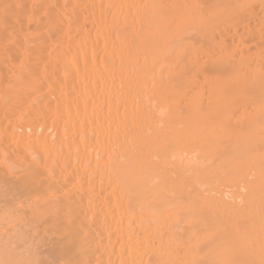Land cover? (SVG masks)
Wrapping results in <instances>:
<instances>
[{"label":"bare ground","instance_id":"1","mask_svg":"<svg viewBox=\"0 0 264 264\" xmlns=\"http://www.w3.org/2000/svg\"><path fill=\"white\" fill-rule=\"evenodd\" d=\"M0 198V264H264V0H0Z\"/></svg>","mask_w":264,"mask_h":264},{"label":"rangeland","instance_id":"2","mask_svg":"<svg viewBox=\"0 0 264 264\" xmlns=\"http://www.w3.org/2000/svg\"><path fill=\"white\" fill-rule=\"evenodd\" d=\"M0 199H2V198H0ZM3 205H4L3 203H0V208H1ZM30 243H31V242H30ZM30 243H29V244H30ZM29 244H27L26 246L29 247ZM31 245H32V243H31ZM31 245H30V246H31ZM44 249H45V248L40 249V250H43V251H44ZM37 250H38V249H37ZM40 252H41V251H39V253H40ZM36 253H37V252H36Z\"/></svg>","mask_w":264,"mask_h":264}]
</instances>
